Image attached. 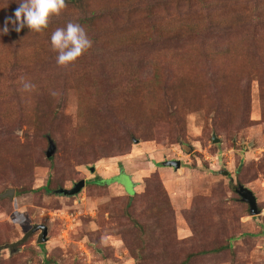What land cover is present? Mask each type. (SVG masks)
Wrapping results in <instances>:
<instances>
[{
  "label": "rangeland",
  "instance_id": "374dc122",
  "mask_svg": "<svg viewBox=\"0 0 264 264\" xmlns=\"http://www.w3.org/2000/svg\"><path fill=\"white\" fill-rule=\"evenodd\" d=\"M156 1L131 16L128 0L63 10L96 18L68 66L44 38L41 55L0 54V264H264V0ZM104 6L117 22L92 13ZM18 7L0 0V28ZM127 27L139 44L105 36Z\"/></svg>",
  "mask_w": 264,
  "mask_h": 264
},
{
  "label": "clouds",
  "instance_id": "9594fccd",
  "mask_svg": "<svg viewBox=\"0 0 264 264\" xmlns=\"http://www.w3.org/2000/svg\"><path fill=\"white\" fill-rule=\"evenodd\" d=\"M66 8V0H19V7L13 16L5 21L0 28V35L9 32V25L19 33L23 28L40 33L48 28L51 17L58 16ZM53 50L58 55L56 62L60 66H68L88 52L93 46V40L86 29L78 22H68L64 27L57 28L50 37ZM35 85L29 81L23 82V90L30 92Z\"/></svg>",
  "mask_w": 264,
  "mask_h": 264
},
{
  "label": "trees",
  "instance_id": "16d2710c",
  "mask_svg": "<svg viewBox=\"0 0 264 264\" xmlns=\"http://www.w3.org/2000/svg\"><path fill=\"white\" fill-rule=\"evenodd\" d=\"M84 0H66V8L64 10H69V9H81L84 4L86 2H83ZM147 0H143L142 2H138L136 0H128V3L131 5H122L121 7H123L122 15L124 16H131L132 12L133 14H136L137 12L143 11L144 6L147 4L146 2ZM161 1L162 3H166L167 0H158L156 2ZM176 5H179L181 3L184 4V2H186V0L183 1H178V0H174ZM151 5V4H150ZM149 5V6H150ZM253 6H256L255 3L251 4ZM253 6H250L251 8ZM250 7L248 6L247 8H245V10L242 12H234L236 14H238V17L240 19H244L245 17H247V13L250 10ZM98 12V16H105L108 17L112 22H117L116 16L110 12V8L109 6H104V7H100L97 10H93L92 13L97 14ZM246 13V14H245ZM95 16H89L87 18H83V19H71L70 16H53L50 19L48 28L45 29L44 31L40 32V33H35L31 30H29L27 27L23 28L19 33L15 32L12 28V25H9V32L6 34L7 36H11L12 39V45H11V49L9 50H1L0 49V54L4 55L7 54V56L11 57V56H17L20 54V52L23 50V55L24 54H42V49H48L46 47H48L47 44L42 43V38L44 39H49L50 41V37L51 34L57 29V28H62L64 27L68 22H78L80 23L83 27H85V25H90L92 23V21L94 22L96 18H94ZM236 17L233 16V18ZM100 17H98L97 19H99ZM187 19L189 20V17H187ZM211 20V18L209 19ZM245 21V20H243ZM242 21V22H243ZM129 26V25H128ZM157 26V25H155ZM171 28V27H170ZM184 32L187 31L189 34L193 33L192 29H183ZM182 35V36H187L189 34H184L182 32V30H180L178 32L177 35ZM2 36V35H0ZM106 38L110 41V42H118V47L119 46H128V45H135V44H139L138 43V38L140 37H144L145 36V31H142L140 29H136V28H124L122 29V32H116L115 31H108L105 33ZM97 38V37H96ZM47 45V46H46ZM58 54V53H57ZM21 55V54H20ZM1 60L0 59V66H1ZM159 78V74L156 73L153 76V81L157 82ZM48 158V157H47ZM103 183V182H101ZM106 184V183H105ZM107 185V184H106ZM48 189V188H46ZM239 195V194H238ZM240 196V195H239ZM241 198V197H240ZM245 202V201H244Z\"/></svg>",
  "mask_w": 264,
  "mask_h": 264
},
{
  "label": "water",
  "instance_id": "95a60500",
  "mask_svg": "<svg viewBox=\"0 0 264 264\" xmlns=\"http://www.w3.org/2000/svg\"><path fill=\"white\" fill-rule=\"evenodd\" d=\"M218 140L219 138L216 137L215 133H212V141L216 142ZM55 150H56V145L54 141L51 138H48V147L45 151L46 157L49 158L53 156L55 153ZM162 164L164 166L172 167L176 171L177 169L180 168L181 161L179 159H172V160L170 159V160L163 161ZM90 171H94V166L90 167ZM84 185H85V180L80 179L79 181L75 182L71 188L61 187V188L56 189L54 192L60 195H66V196L74 195L78 193ZM236 192L240 195L241 200L245 201L248 204L250 214L255 215L259 213V209H258L257 202H256V197L253 195L252 191H250L247 187L241 185L238 188H236ZM34 230L35 231L40 230L41 241L46 240V236H47L46 226L37 225L36 227H34Z\"/></svg>",
  "mask_w": 264,
  "mask_h": 264
},
{
  "label": "crops",
  "instance_id": "0c3cea01",
  "mask_svg": "<svg viewBox=\"0 0 264 264\" xmlns=\"http://www.w3.org/2000/svg\"><path fill=\"white\" fill-rule=\"evenodd\" d=\"M132 171H130V172H128L130 175H131V179H132V181H133V183L135 182L134 181V179L132 178V174L134 173V171H133V169H131ZM120 172L121 171H119V172H116V173H114V174H112L109 178H116V180H117V177H118V175L120 174ZM108 178V179H109ZM98 180H100V181H103V180H107V179H104V178H98ZM113 183H115V184H118V182H113ZM110 185H112V184H110Z\"/></svg>",
  "mask_w": 264,
  "mask_h": 264
}]
</instances>
